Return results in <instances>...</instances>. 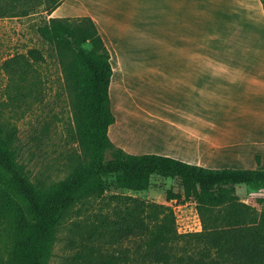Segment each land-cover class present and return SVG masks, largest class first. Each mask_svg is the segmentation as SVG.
I'll use <instances>...</instances> for the list:
<instances>
[{
	"label": "trees",
	"instance_id": "trees-1",
	"mask_svg": "<svg viewBox=\"0 0 264 264\" xmlns=\"http://www.w3.org/2000/svg\"><path fill=\"white\" fill-rule=\"evenodd\" d=\"M64 0H0V18L26 16L39 6L51 14ZM264 8V0H260ZM39 34L72 60L70 71L81 80L83 98L77 107L78 144L84 152L69 175L48 188L31 183L16 162L15 131L0 124V215L10 220L11 236L0 264H48L55 231L60 220L83 197L103 191L101 181L114 177L117 187L143 191L152 175L176 178L183 194L168 191L167 200L193 201L201 221L196 233L178 234L173 209L169 206L126 197L113 219L102 216L100 237L114 241L141 239L148 263L170 264L174 245L183 239L193 252L183 264H264V210L239 202L234 187L261 190L264 202V170L206 169L157 154L134 155L116 147L108 128L114 124L109 85L112 75L110 54L94 21L87 16L50 18ZM45 61L38 49L27 56L7 60L5 66ZM11 63V64H10ZM22 75V74H21ZM109 155V159L107 158ZM127 258L100 256L88 264H127Z\"/></svg>",
	"mask_w": 264,
	"mask_h": 264
},
{
	"label": "crops",
	"instance_id": "crops-1",
	"mask_svg": "<svg viewBox=\"0 0 264 264\" xmlns=\"http://www.w3.org/2000/svg\"><path fill=\"white\" fill-rule=\"evenodd\" d=\"M53 15L90 17L110 54L109 88L158 106L149 113L135 101L160 130L161 150L151 152L206 169L264 170L260 0H64Z\"/></svg>",
	"mask_w": 264,
	"mask_h": 264
},
{
	"label": "rangeland",
	"instance_id": "rangeland-1",
	"mask_svg": "<svg viewBox=\"0 0 264 264\" xmlns=\"http://www.w3.org/2000/svg\"><path fill=\"white\" fill-rule=\"evenodd\" d=\"M67 7H62L58 14L66 12ZM42 8L41 5L26 16L0 18V124L7 130L15 131L13 147L16 162L31 183L48 188L64 180L84 157L76 134L77 107L83 98V86L70 71V55L61 54L53 43L39 34V28L50 18H57L53 15L56 9L47 14ZM34 48L40 50L44 62L35 64L25 60L20 65L12 64V71L6 68L7 60L27 56V52ZM109 97L115 117L111 133L110 128L108 131L110 141L118 148L123 143L135 148L134 155L157 154L151 151L152 148H161L154 142L160 130L149 115L137 110L135 101L149 113L157 111L158 106L134 92H125L118 84L109 88ZM107 158H110L109 155ZM101 187L103 191L99 194L80 198L60 220L48 264H88L89 260L108 255L124 256L127 264H158L148 263V259L144 258L145 246L141 239L116 242L97 234L104 230L102 227L95 229L102 216L113 219L115 208H122L124 201H132L125 200L126 197L171 207L178 234L201 230L200 217L193 201L167 200L168 191L183 194V187L176 178L152 175L147 189L139 192L117 187L114 177L103 178ZM234 195L239 202L259 212L264 210V202L258 201L263 196L261 190L238 185L234 187ZM10 236V220L0 215L1 257H5V246ZM188 254L193 252L180 239L170 253V264H183L178 262V258L185 259Z\"/></svg>",
	"mask_w": 264,
	"mask_h": 264
}]
</instances>
